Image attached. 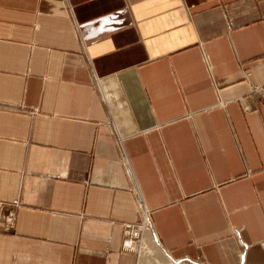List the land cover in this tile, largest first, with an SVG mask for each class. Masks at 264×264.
Wrapping results in <instances>:
<instances>
[{
	"label": "crops",
	"instance_id": "0c3cea01",
	"mask_svg": "<svg viewBox=\"0 0 264 264\" xmlns=\"http://www.w3.org/2000/svg\"><path fill=\"white\" fill-rule=\"evenodd\" d=\"M0 264H264V0H0Z\"/></svg>",
	"mask_w": 264,
	"mask_h": 264
},
{
	"label": "built area",
	"instance_id": "2783aa9c",
	"mask_svg": "<svg viewBox=\"0 0 264 264\" xmlns=\"http://www.w3.org/2000/svg\"><path fill=\"white\" fill-rule=\"evenodd\" d=\"M13 205H17L16 202ZM140 230L127 226L125 229V240L123 246L126 249H135V242L139 239Z\"/></svg>",
	"mask_w": 264,
	"mask_h": 264
}]
</instances>
